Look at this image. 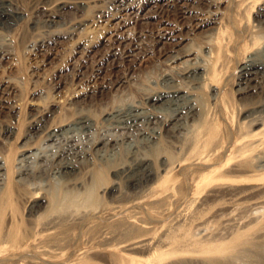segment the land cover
I'll return each mask as SVG.
<instances>
[{"label":"bare ground","instance_id":"6f19581e","mask_svg":"<svg viewBox=\"0 0 264 264\" xmlns=\"http://www.w3.org/2000/svg\"><path fill=\"white\" fill-rule=\"evenodd\" d=\"M207 1L210 0H111L107 4L106 0H98L92 6L96 9V21L114 27L107 46L111 45V54L115 57L119 54L116 43L128 46V56L142 48V43L136 42L135 34L130 31L131 24L150 25L157 19L167 23L170 7L189 16L195 7L191 4ZM228 2L226 19L210 10L199 24L207 27L217 23L218 27L207 29L204 55L198 57L194 67L167 70L153 83L143 101L112 106L100 122L106 123L107 128L133 130L151 137L153 145L149 142L146 145L154 153H144L140 149L141 141H136L133 150L119 164L107 166L98 160L78 162L73 157L76 154L73 149L78 145L66 148L61 139L75 143L84 132L94 131L90 137L94 140L91 148L96 149L105 141H114L116 134L108 128V132L101 131L100 135V125L83 111L63 117L61 122L65 124L55 122L47 126L41 140L56 142L54 160L62 169L64 181L60 188L62 198L52 206L46 202L53 186L32 188L31 180L44 171L42 163L47 160L42 144L35 146L36 136L32 131L39 127L40 121L56 117L52 108L55 102L35 109L29 120L31 132L18 147L20 156L13 162L8 155L0 154V264H22L21 260L35 258L37 254L52 256L63 242L65 230L70 228L96 229L104 244L123 245L126 250L141 254L117 255L113 250L105 253L113 259L120 256L122 264H264V100L257 98V102L233 107L225 98L232 78L237 94L264 91V0ZM68 5L61 2L56 8L46 9H52L41 26L46 36L35 42L38 48L44 47L41 50L47 52V42H55L52 34L67 37L74 33L52 31L53 27H63L60 11ZM13 6L8 0H0V29L7 33L24 19L23 13ZM38 24L34 21L31 27L35 29ZM77 24L84 26L85 23L78 21ZM157 36L170 39L165 34ZM12 37L0 32V61H8L12 55ZM91 42L82 47L78 69L93 57L95 49ZM93 61L98 65L101 60ZM231 65L234 72L229 76ZM221 81H224L222 86ZM200 89L210 92L218 113L210 121H205L203 103L197 95ZM14 90L10 82L0 93L9 112L18 114L21 104L11 99ZM89 97L86 92L78 98ZM67 103L71 106L76 102L73 99ZM234 110L239 115L235 126L230 122ZM200 124L202 132L198 130ZM151 125H156L158 130L151 129ZM10 127L7 125L2 132L9 131ZM108 173L113 174L112 181L105 183L98 179V175ZM90 185L99 192L101 205H88L86 198L81 197L84 193L77 195L79 191L71 195L73 190ZM13 193L27 204V233L23 237H19L20 223L15 222L19 207L14 206ZM5 221L9 227L2 234ZM88 261L78 259L73 264H97Z\"/></svg>","mask_w":264,"mask_h":264},{"label":"rangeland","instance_id":"374dc122","mask_svg":"<svg viewBox=\"0 0 264 264\" xmlns=\"http://www.w3.org/2000/svg\"><path fill=\"white\" fill-rule=\"evenodd\" d=\"M8 1L14 5L13 7H15V9L23 13L24 19L12 27V30L10 31L11 33H7L5 30L0 29L2 34H11L14 39V44L11 49L12 55L10 58H7L8 61H0V87L5 88L11 82L12 86L15 87L11 99L18 100L19 104H21V110L18 114L10 113L6 107V102H4V99L2 98L3 94L0 93V102H2L0 103V154L8 155L10 161L17 159L21 153V150H18V147L25 141L24 139H26V135L31 132L29 131L30 115L35 113L36 108L46 107L47 105H50L51 101L55 102V105L52 108L54 112H56V117H53L52 119L47 117L45 120L40 121L38 124L39 127L32 131V134H35L36 136L34 138L35 146L37 147L39 144H42L41 148L44 151L47 160L42 163L44 164V171L38 173L36 177L31 180V184L32 188L40 186L51 189L53 186V190L50 191V197L46 202L47 206H52L55 203V200L62 198L60 188L64 182L62 178V169L58 166V162L54 160L56 159L54 153L56 151V142H42V136L45 135L47 126L51 123L54 124L55 122H57V124L58 122L60 123L61 120L64 119L63 117L70 115L71 113L83 111L84 113L91 115L98 126L100 125L98 128V132L100 131L99 134L103 133L101 131H105V133L109 131L114 135L116 134V137H114L115 142L112 140L107 141L106 143L105 141L103 144L96 147V149L91 148L94 140L90 137L94 135V133H92L94 131H90V133L84 132L80 140L75 143H67L64 139H61V142H63L62 144H65L64 146L66 148L72 149V147H74L73 144L78 145L73 149V151L76 152L73 157H75L78 162H82L83 160H89V162L98 160V163L103 162L107 166L119 164V161H124L127 153L133 150L132 148H134L133 145L136 141H141L139 142L142 146L140 149L143 152L145 151L144 153H154L155 151L152 150V148L147 147L148 144L153 145L151 137L142 134L139 135L133 130H131L132 132L129 130L123 131L122 129H116L114 127H108V130V125L100 122H103V117L106 112L112 110V106L114 107L119 104L128 105L134 101H143L146 94L149 93V90L154 87L153 83L156 82L157 79L159 80L161 75L167 70L174 68V70L180 71L187 66H190V68L194 67L193 64L197 62L198 57L204 55V49L207 46L205 43L207 41L205 38L208 31L207 29L218 27L217 23H210L207 27H201L199 24L203 23L202 21L208 17L207 12L210 10L219 13L217 17H220L221 19H226L229 13L228 0H210L203 2L202 4H191L195 7L193 8L192 14L189 16L179 14L176 10L177 8L175 11L172 6L166 13L168 16L167 23H161L160 19H157L158 21H152L150 25L142 23L131 24L129 26L130 31L133 35L135 34V41L142 43L141 50H138L132 56H128V46L116 43L114 46H118L119 48L118 55H122L120 57L118 55L114 57V55L111 54V45L107 46V44H109L107 43V39L110 40V37L112 36L111 34H114L113 25L98 22L94 19L96 9L93 6L98 0ZM61 2H67L69 4L65 9L60 11L62 14L60 19L63 22V27H53L52 31L64 30V32H69L70 30V33H74L72 36L67 37L58 35L54 36L52 34L51 38L52 40H55V42H47L46 48L48 49L47 52H45L44 50H41L44 47L38 48L37 46L38 41L43 36H46L44 32L45 28H41V26H43L42 24L44 20L49 17L48 14L51 10L58 7ZM106 2L107 4H111V0H106ZM171 3L176 4L177 2ZM182 3L183 2L180 4ZM50 8L52 9L46 10ZM254 14L255 13H253V15ZM57 19H59V17ZM34 21H38L39 23L38 27H35V29L31 27L33 26ZM76 21L77 23L78 21H81L85 24L84 26H81L80 24H77ZM144 34L145 36H143ZM161 34L167 35V38L170 39H161L157 36ZM92 40L93 42H91ZM33 42L37 43L34 44ZM89 42L94 45V58L92 57L91 60L85 62V66L83 65L82 69H78V67L81 66L79 63L81 62L80 53L82 47L87 43L90 44ZM105 56L106 58H104ZM173 56H178L179 59H174ZM98 58L101 61L96 65L93 60H98ZM233 72V65H231L227 75L231 76ZM233 80L234 78L229 82L230 84L228 86L230 87H227L225 90L227 96L225 98L230 101V104L233 107H237L239 104L242 106V104H251L259 100H264V91L262 94L255 92L245 95L235 93L233 88L235 81ZM223 84L224 81H221L219 85L222 86ZM86 92L89 93L90 97L86 100H80L78 97ZM197 95H199L198 97L203 103L202 109L205 113V121H210L218 114L216 108L211 102V98L209 97L210 92L205 89H200L197 91ZM257 98L259 100H257ZM73 99L76 103L70 106L67 102ZM237 114L238 113H236L235 110L231 113L232 118L230 117V119L232 120H230V122L233 123L234 126L237 123L236 121L239 120V115ZM192 123L193 121L190 122V124ZM9 124L12 126L9 128L10 130L8 129L9 131L2 132ZM62 124L65 123L61 122L60 125ZM155 126L156 125H151L150 128L158 130V127ZM198 130L202 132L201 124L199 125ZM116 139L118 140L116 141ZM147 142L149 143L147 144ZM154 147L155 149H158L157 145H154ZM89 148V151H91L90 155L87 150ZM148 149H151L152 152L151 150L148 151ZM168 150V152H172L170 149ZM168 154L170 153H167L166 155ZM167 157L168 159L170 158L169 155ZM51 159H53V162ZM49 160L53 165L50 164ZM15 164L17 167L19 166L18 161H15ZM39 164H41V162ZM91 168L92 166L89 167L88 170ZM15 177L16 175H14V178ZM98 179L108 183L114 179V176L113 174L108 173L105 176L98 175ZM125 189L126 188H124V190ZM76 191H79V194H77ZM75 192L77 195L84 193V196L81 197L86 198L88 205H101L102 203V200L99 198L100 194L93 185L80 190H73L71 195H74ZM12 199L14 201V206L19 207V210H17L15 215V222L20 223L19 237H23L27 233L25 222L27 204L17 198L15 193H13ZM8 227L9 224L5 221L1 228L2 234H4ZM99 234L98 230L92 228L66 229L63 242L58 245L59 248H56V251H54L52 256L43 257L42 255L37 254L38 256L36 255L35 258H25L20 262L22 264H65L71 263L72 261L71 264H73V262H78V259L80 261L86 258L87 260H90L88 262L97 264H122L120 256L114 258V260L105 254L108 250H113L117 255L141 256V254L126 250L127 248L122 247L123 245L111 246L104 244L101 241ZM37 257L38 259H36ZM39 257L41 258L39 259Z\"/></svg>","mask_w":264,"mask_h":264}]
</instances>
